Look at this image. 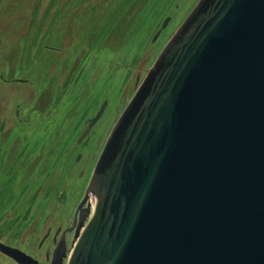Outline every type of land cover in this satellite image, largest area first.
Listing matches in <instances>:
<instances>
[{"label": "water", "instance_id": "95a60500", "mask_svg": "<svg viewBox=\"0 0 264 264\" xmlns=\"http://www.w3.org/2000/svg\"><path fill=\"white\" fill-rule=\"evenodd\" d=\"M85 194L67 264H264V0H199Z\"/></svg>", "mask_w": 264, "mask_h": 264}, {"label": "rangeland", "instance_id": "374dc122", "mask_svg": "<svg viewBox=\"0 0 264 264\" xmlns=\"http://www.w3.org/2000/svg\"><path fill=\"white\" fill-rule=\"evenodd\" d=\"M198 2L0 0V229L26 235L54 209L71 214L112 128Z\"/></svg>", "mask_w": 264, "mask_h": 264}, {"label": "flooded vegetation", "instance_id": "af4514ba", "mask_svg": "<svg viewBox=\"0 0 264 264\" xmlns=\"http://www.w3.org/2000/svg\"><path fill=\"white\" fill-rule=\"evenodd\" d=\"M105 105L107 107V102L104 101L96 115L86 120L84 133L77 143L79 146L103 117L105 110L102 116L90 126V122L96 118ZM76 165L79 168L78 178L82 181L86 177L88 165L83 153L78 154ZM85 195L73 202L71 214L59 215L60 209H54L52 214H48L49 217L41 229L39 224L35 223L26 235L21 232L7 234L6 231L0 229V246L13 250L12 252L0 250V264H54L57 260L61 264H67L74 244L88 221L87 210L90 197L86 198ZM62 197L63 194L59 199Z\"/></svg>", "mask_w": 264, "mask_h": 264}]
</instances>
